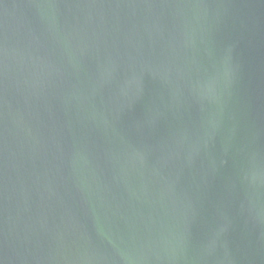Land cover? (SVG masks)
Instances as JSON below:
<instances>
[{"label":"water","instance_id":"95a60500","mask_svg":"<svg viewBox=\"0 0 264 264\" xmlns=\"http://www.w3.org/2000/svg\"><path fill=\"white\" fill-rule=\"evenodd\" d=\"M0 264H264V0H0Z\"/></svg>","mask_w":264,"mask_h":264}]
</instances>
